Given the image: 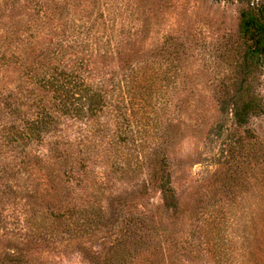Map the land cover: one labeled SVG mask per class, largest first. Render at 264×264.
Segmentation results:
<instances>
[{
  "label": "rangeland",
  "instance_id": "374dc122",
  "mask_svg": "<svg viewBox=\"0 0 264 264\" xmlns=\"http://www.w3.org/2000/svg\"><path fill=\"white\" fill-rule=\"evenodd\" d=\"M244 1L264 3L0 0V32L20 40L0 49V137L12 132L2 125L15 118L27 75L55 48L66 59L93 43L104 49L91 61L106 79L131 63L172 60L159 109L128 150L95 164L86 191L68 185L61 165L27 156L42 147L0 152V264H264V61L251 81L263 112L242 127L233 115L238 65L229 50ZM167 176L174 208L159 188ZM89 205L93 225L81 227Z\"/></svg>",
  "mask_w": 264,
  "mask_h": 264
},
{
  "label": "trees",
  "instance_id": "16d2710c",
  "mask_svg": "<svg viewBox=\"0 0 264 264\" xmlns=\"http://www.w3.org/2000/svg\"><path fill=\"white\" fill-rule=\"evenodd\" d=\"M242 6L235 42L229 50L238 65V101L233 110L238 127L247 125L251 117L263 112L261 100L251 90V81L261 73L264 61V3L244 1ZM39 9L44 27L48 14L44 7ZM34 38L31 35L28 40ZM16 41L12 33L0 32V49L6 48L4 53L20 42ZM92 45L91 54L90 49L74 51L69 54L71 59L64 57L68 55L62 48H55L50 62L30 72L27 89H21L14 97L15 118L2 125H12V132L0 137V152L11 147L21 149L26 156L24 148H44L43 152L30 150L27 156L37 152L39 162L54 167L61 165L68 185L82 192L89 187L95 164L115 160L119 153L128 150L135 133L159 109L158 97L166 89L162 84L167 83L160 76L166 74L167 63L172 61L162 58L160 63H131L116 77L106 79L99 75L91 57L94 53L105 57L108 52L98 49V53ZM94 55L93 61L98 63ZM20 112L24 113L20 115ZM24 158L21 165H26ZM159 188L165 205L174 208L176 195L168 176L162 177ZM89 208L83 212V220L87 222L81 227L93 225L91 216L96 213L90 205ZM76 209L65 211L61 219L70 223Z\"/></svg>",
  "mask_w": 264,
  "mask_h": 264
}]
</instances>
